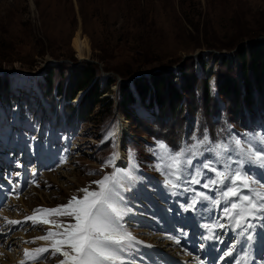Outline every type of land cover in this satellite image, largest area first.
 Masks as SVG:
<instances>
[{
	"label": "rangeland",
	"instance_id": "1",
	"mask_svg": "<svg viewBox=\"0 0 264 264\" xmlns=\"http://www.w3.org/2000/svg\"><path fill=\"white\" fill-rule=\"evenodd\" d=\"M76 38L86 45L82 59L74 48ZM258 40H264V0H0V78L10 79L13 85L9 90L12 107V100L15 105L22 102L25 109L36 115L41 111L39 105L45 101L42 109L52 112L56 103L60 109L63 100L56 97L52 103L46 94V77L51 70L55 71L54 84L61 83L62 92L68 94L74 87L71 73L84 63L97 67L101 89L110 80L114 82L103 95L104 102L93 109L88 119L85 113L91 102L82 106V121L74 122L73 128L57 127L54 115L47 114L50 119L47 136L39 130L42 113L22 132L4 121L6 98L0 97V169L10 171V180L16 178L13 185L9 183L5 187L7 202L0 207V233L3 234L0 235V264H20L18 261L24 260L25 249L33 250L50 243L28 241L45 235L49 228L56 230L54 225H33L31 221L10 225L7 221H24L35 209L66 205L73 196H83L81 189L98 190L93 182L114 170L115 167L104 165L113 152L118 153L120 141V165L127 164L125 151L126 144L130 143L140 150V167L156 170L157 158L150 149L157 143L147 130L160 123L159 113L150 106L149 100L130 105L128 112L119 110V91L124 85L134 93V82L141 80L149 83L153 92L155 75L161 74L169 77L171 88L183 93L186 85L183 74L194 73L200 86L208 78L215 95L210 102L212 123L220 121L222 110L229 107L241 135L246 126L255 128L248 139L244 137L246 142L253 133L264 134V79L259 84L249 72L248 80L259 92L253 93L248 102L242 92H238L241 96L237 99L234 90L244 80L237 55ZM225 81L232 83L229 94H217V88ZM171 88L167 85L165 92L169 93ZM82 94L72 102L76 107ZM188 96L183 94V102L193 108L195 104L194 114L198 118L200 100L192 105L193 98ZM107 99L114 102L111 113ZM173 119L167 110L162 121L171 125ZM227 155L239 158L233 149ZM251 174L259 176L258 169L251 170ZM146 179L158 190L159 184L153 177L146 176ZM13 188L18 197L12 193ZM134 192L126 209L142 215L135 207L140 193ZM192 195L190 191L188 197ZM115 200L119 205V199ZM48 218L64 224L74 222L63 216ZM126 222L130 231L147 236L140 219L130 216ZM148 237L151 242L162 245L159 236ZM46 255L47 259L37 264H60L63 259L59 255ZM132 258L151 262L156 256L138 250Z\"/></svg>",
	"mask_w": 264,
	"mask_h": 264
},
{
	"label": "snow or ice",
	"instance_id": "2",
	"mask_svg": "<svg viewBox=\"0 0 264 264\" xmlns=\"http://www.w3.org/2000/svg\"><path fill=\"white\" fill-rule=\"evenodd\" d=\"M193 143L181 147L179 150L171 149L164 142H157L154 149H150L157 158L154 165L156 170L165 175V185L171 189H178L186 179V173L191 178L187 180L191 184H200L197 177L203 171L213 173L202 185L208 190L220 189L219 199L209 198L205 192L194 193L192 200L185 210H195L197 204L208 201L213 207L225 205L222 215L238 234L245 235L248 230L256 227L253 220L264 222V134L253 133L250 140L242 142L238 137L232 138L237 152V159L227 155L228 145L210 144L207 135L202 139L193 137ZM246 146H242L245 145ZM259 145V147L257 146ZM213 153V159L202 162L201 167L195 173H189L193 160L203 155L201 151ZM116 154L106 162L104 166L115 167ZM219 164L220 167L214 165ZM249 164L259 171L258 178L245 170L244 165ZM130 178V174L125 173ZM98 190L90 191L81 189L83 196H73L66 205L55 209L38 208L33 214L27 216L24 221L8 220L10 225H19L31 221L33 225H54L56 230H49L45 235L34 238L36 240L50 242L48 246L37 247L33 250L25 249L24 260L20 264H37L41 259H47L46 254L61 256L60 264H123L120 253L129 246L135 238L120 227L119 221L126 214L115 200L117 188L121 186V172L113 171L103 176L101 180L94 181ZM18 187V185H17ZM12 193H16L13 188ZM18 197V193H16ZM69 217L74 222L58 223L50 220V216ZM227 225L217 224L215 227L223 228ZM211 227V226H209ZM212 239L211 236L207 237ZM246 239L251 241L252 235ZM179 243V240L176 241ZM203 247V245H201ZM235 245L230 246L221 259L233 256ZM247 255L235 260V264H247Z\"/></svg>",
	"mask_w": 264,
	"mask_h": 264
},
{
	"label": "trees",
	"instance_id": "3",
	"mask_svg": "<svg viewBox=\"0 0 264 264\" xmlns=\"http://www.w3.org/2000/svg\"><path fill=\"white\" fill-rule=\"evenodd\" d=\"M237 56L242 63L244 80L240 84V88H234L235 96L237 99H240L241 95L239 96L238 92H242L245 96L244 99H246V102H248L254 97L253 93L256 94L259 92V90H254L256 86L253 84L251 85L249 82V72L251 71L259 84H261L264 79V40L255 41L251 44L249 49L242 48ZM200 60L202 62L201 58ZM250 66L252 67V70H249ZM74 71L75 72L71 73V76L74 77V87L69 94L62 92L61 83L56 85L54 84L55 71L51 70L46 77V94L48 99L51 100L52 103L56 97H60V100H64V105L61 110L58 108V103H56L55 109H53L58 127H63L65 125L68 128H72L74 122L80 124L82 121L80 109L85 103L91 102L89 104L90 106L88 112L85 113L86 119H88V116L92 113L93 109L97 105H101L104 102L105 99L103 98V95L108 93L111 86L114 84V82L110 80L107 87L105 89H101L100 83L97 79V67L92 63H84L80 69ZM168 78L169 77L166 75H155L153 85L155 89L153 92L151 91V86L149 83L142 82L141 80H136L134 82V89L143 101L149 100L150 106L153 108L155 107L159 113L158 118L160 123L157 126L150 128V131L147 130V134L156 141H158L159 138H162L158 142H164L165 139L169 143L173 142V144H175L176 139H179L183 132L190 131V136H193L195 133H198V130H200V122L194 114V103H198L200 100L199 107L203 104L206 114L210 115L212 114L210 102L215 95L212 93L208 78L204 80L203 84L200 86L199 80L194 73L189 75L183 74L184 81L186 82V85L183 87V93L179 92L175 88H171V81ZM173 78L174 75H171L170 79L173 80ZM231 84L232 83L230 81L223 82L222 85H219L217 88V94L225 96L229 94L232 87ZM167 85L171 88L169 93L165 92V87H167ZM12 86L13 85L10 83V79L8 80L0 78V97L6 98L2 119L8 123L13 121V115L15 112V109L12 107L11 100L9 98V90H11ZM120 89L119 96L121 99L119 102V110L128 112L129 106L136 104L134 93H132L130 87L127 85H124ZM215 89H213V91H216ZM159 90L161 92H159ZM81 92H83V98L81 99L78 107H76V105L72 102ZM183 94L186 96L189 95V99L191 97L193 98L192 105L194 104V108L190 107L189 105H185V102H183ZM107 101L108 112L111 113L114 102L109 99H107ZM243 104H245V100ZM167 110L170 112V116L174 118L171 125H167L164 121H162V118L167 115ZM232 115L233 113L231 109L227 110L225 115H221L220 125L223 131L226 130L228 123H233L236 121L234 115ZM180 118L182 119L180 120ZM19 119L22 123L28 119L24 107H21L20 109ZM49 120L50 119L47 117V125ZM155 127L157 129H155ZM211 128H213L212 125L210 126V129ZM190 141L193 142V137L190 138ZM138 154L139 156L141 155L139 149Z\"/></svg>",
	"mask_w": 264,
	"mask_h": 264
},
{
	"label": "bare ground",
	"instance_id": "4",
	"mask_svg": "<svg viewBox=\"0 0 264 264\" xmlns=\"http://www.w3.org/2000/svg\"><path fill=\"white\" fill-rule=\"evenodd\" d=\"M74 48H75V50L77 51V53H78V56L80 57V59H82L83 58V56H84V49H86V45L84 44V42H82L79 38H76V39H74ZM36 77V76H35ZM36 80H37V78H36ZM42 105H46V102L44 101L43 103H42ZM44 107V106H43ZM122 154V153H121ZM121 154H120V156H119V160H121ZM125 162L127 163V161L125 160ZM18 261V260H17ZM11 262H13V260H11ZM16 262V261H15ZM19 262H21L20 261V259H19V261H18V263ZM11 264H14V263H11Z\"/></svg>",
	"mask_w": 264,
	"mask_h": 264
}]
</instances>
